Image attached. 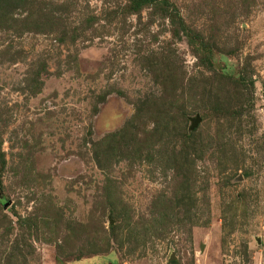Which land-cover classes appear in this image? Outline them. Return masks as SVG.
<instances>
[{
  "label": "rangeland",
  "instance_id": "374dc122",
  "mask_svg": "<svg viewBox=\"0 0 264 264\" xmlns=\"http://www.w3.org/2000/svg\"><path fill=\"white\" fill-rule=\"evenodd\" d=\"M0 264H264V0H0Z\"/></svg>",
  "mask_w": 264,
  "mask_h": 264
},
{
  "label": "water",
  "instance_id": "95a60500",
  "mask_svg": "<svg viewBox=\"0 0 264 264\" xmlns=\"http://www.w3.org/2000/svg\"><path fill=\"white\" fill-rule=\"evenodd\" d=\"M198 120V119H197Z\"/></svg>",
  "mask_w": 264,
  "mask_h": 264
}]
</instances>
